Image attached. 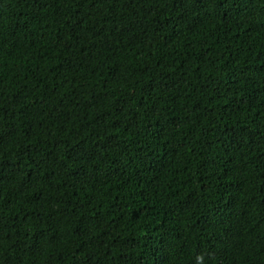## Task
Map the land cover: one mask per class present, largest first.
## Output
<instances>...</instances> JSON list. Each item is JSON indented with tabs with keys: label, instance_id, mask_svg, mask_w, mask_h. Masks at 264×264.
Segmentation results:
<instances>
[{
	"label": "trees",
	"instance_id": "trees-1",
	"mask_svg": "<svg viewBox=\"0 0 264 264\" xmlns=\"http://www.w3.org/2000/svg\"><path fill=\"white\" fill-rule=\"evenodd\" d=\"M0 264H264V0H0Z\"/></svg>",
	"mask_w": 264,
	"mask_h": 264
},
{
	"label": "clouds",
	"instance_id": "clouds-1",
	"mask_svg": "<svg viewBox=\"0 0 264 264\" xmlns=\"http://www.w3.org/2000/svg\"><path fill=\"white\" fill-rule=\"evenodd\" d=\"M203 257H198V261H202Z\"/></svg>",
	"mask_w": 264,
	"mask_h": 264
}]
</instances>
